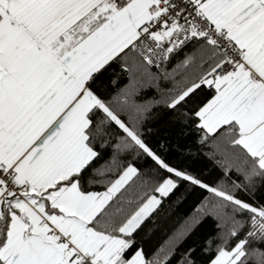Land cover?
<instances>
[{
    "label": "snow or ice",
    "instance_id": "snow-or-ice-1",
    "mask_svg": "<svg viewBox=\"0 0 264 264\" xmlns=\"http://www.w3.org/2000/svg\"><path fill=\"white\" fill-rule=\"evenodd\" d=\"M0 264H264V0H0Z\"/></svg>",
    "mask_w": 264,
    "mask_h": 264
},
{
    "label": "trees",
    "instance_id": "trees-1",
    "mask_svg": "<svg viewBox=\"0 0 264 264\" xmlns=\"http://www.w3.org/2000/svg\"><path fill=\"white\" fill-rule=\"evenodd\" d=\"M162 87L168 88L170 85L163 84ZM155 93L150 91L146 93V96H152ZM179 107V106H177ZM161 111L163 115L153 116L152 113L147 114L148 118L141 122L138 127L139 131H135L133 123H129L124 118V123L130 131L134 133L165 163H177L183 158L182 154L189 147V141L178 137L177 130L169 127V118L173 113L165 108L153 109V112ZM90 118V116H88ZM121 136H127L122 130H117ZM90 129H86V136L89 135ZM142 133V135H141ZM91 137L87 140V144H91ZM131 140V137H128ZM163 145V147L161 146ZM167 149V151H166ZM151 159V158H149ZM155 163V162H153ZM75 177L70 178V181L66 183L74 182ZM195 205H193L194 207ZM191 211V210H190ZM202 225H193L191 222L188 224L186 229V236L182 239V245L178 251H184L185 254L189 255V258H194L197 250L196 245L199 243L200 228ZM179 257L177 256V259Z\"/></svg>",
    "mask_w": 264,
    "mask_h": 264
},
{
    "label": "crops",
    "instance_id": "crops-1",
    "mask_svg": "<svg viewBox=\"0 0 264 264\" xmlns=\"http://www.w3.org/2000/svg\"><path fill=\"white\" fill-rule=\"evenodd\" d=\"M70 87L72 89L71 94L66 101V106L63 107V111L58 117V121L59 123L67 121L66 128L72 135L76 145H79L80 142L87 144V140H84V137L86 136V128L83 127V120L81 119V115L83 113L82 101L84 99V93L83 91L76 90L79 87L78 84L74 83ZM80 162L82 161L80 160L79 153L77 152L73 156L72 166H78Z\"/></svg>",
    "mask_w": 264,
    "mask_h": 264
}]
</instances>
